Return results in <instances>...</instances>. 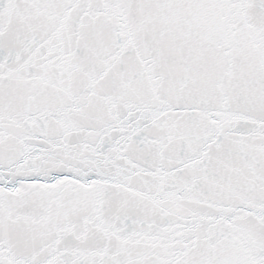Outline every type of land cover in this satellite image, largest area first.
<instances>
[{"label":"snow or ice","instance_id":"snow-or-ice-1","mask_svg":"<svg viewBox=\"0 0 264 264\" xmlns=\"http://www.w3.org/2000/svg\"><path fill=\"white\" fill-rule=\"evenodd\" d=\"M0 264H264V0H0Z\"/></svg>","mask_w":264,"mask_h":264}]
</instances>
